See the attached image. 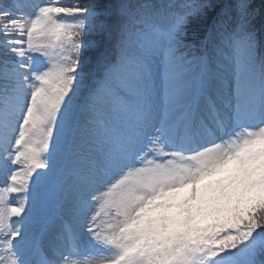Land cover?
Returning <instances> with one entry per match:
<instances>
[{
	"label": "snow or ice",
	"instance_id": "snow-or-ice-1",
	"mask_svg": "<svg viewBox=\"0 0 264 264\" xmlns=\"http://www.w3.org/2000/svg\"><path fill=\"white\" fill-rule=\"evenodd\" d=\"M0 171V264H264V0H0Z\"/></svg>",
	"mask_w": 264,
	"mask_h": 264
},
{
	"label": "rangeland",
	"instance_id": "rangeland-1",
	"mask_svg": "<svg viewBox=\"0 0 264 264\" xmlns=\"http://www.w3.org/2000/svg\"><path fill=\"white\" fill-rule=\"evenodd\" d=\"M29 3H33L37 6L43 5L47 2V0H27ZM72 0H64V3H71ZM28 12H34L35 8L32 9H26ZM41 59L42 58H37ZM6 183V176L4 175L3 171H0V191H2L4 185ZM106 191V189H104ZM99 194V193H98ZM10 199L16 200L18 202L19 197L16 196V194H11ZM69 246H66L64 249V253L67 254L72 253L73 251L68 248ZM74 252V258L69 259V261L73 262V264H90L91 261H94L95 259L99 258L102 255L106 254L105 250H102L99 246H92L89 244H83L78 247H73ZM73 256V255H72Z\"/></svg>",
	"mask_w": 264,
	"mask_h": 264
}]
</instances>
